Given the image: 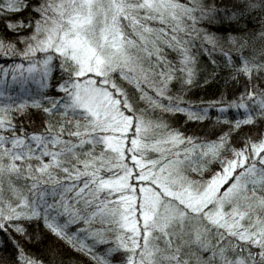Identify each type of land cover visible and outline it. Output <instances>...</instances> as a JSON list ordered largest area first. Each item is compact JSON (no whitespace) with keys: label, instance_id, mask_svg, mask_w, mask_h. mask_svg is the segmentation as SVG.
Listing matches in <instances>:
<instances>
[{"label":"snow or ice","instance_id":"snow-or-ice-1","mask_svg":"<svg viewBox=\"0 0 264 264\" xmlns=\"http://www.w3.org/2000/svg\"><path fill=\"white\" fill-rule=\"evenodd\" d=\"M0 264H264V0H0Z\"/></svg>","mask_w":264,"mask_h":264}]
</instances>
